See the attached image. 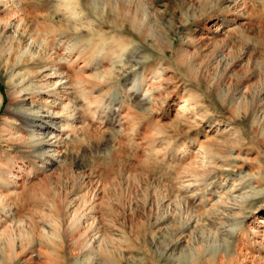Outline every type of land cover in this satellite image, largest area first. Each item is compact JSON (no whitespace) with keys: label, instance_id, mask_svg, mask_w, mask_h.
Instances as JSON below:
<instances>
[{"label":"rangeland","instance_id":"obj_1","mask_svg":"<svg viewBox=\"0 0 264 264\" xmlns=\"http://www.w3.org/2000/svg\"><path fill=\"white\" fill-rule=\"evenodd\" d=\"M0 199V264H264V0H0Z\"/></svg>","mask_w":264,"mask_h":264},{"label":"bare ground","instance_id":"obj_2","mask_svg":"<svg viewBox=\"0 0 264 264\" xmlns=\"http://www.w3.org/2000/svg\"><path fill=\"white\" fill-rule=\"evenodd\" d=\"M19 15V14H18ZM13 20H11V21H13V22H11V23H8L9 25H11L12 27H15V28H18V26L20 25L21 26V24H23V22H24V19H23V21H22V16H14L13 18H12ZM21 23V24H20ZM19 26V27H20ZM59 55V54H58ZM60 56V55H59ZM58 57V56H57ZM56 57V58H57ZM61 57V56H60ZM59 59V58H58ZM61 59V58H60ZM64 62V61H63ZM41 75H43V74H41ZM44 80V85H45V82H47L46 84H49L50 86H52V89L53 88H60V90H61V87L62 88H65V90H66V88L67 89H69L68 88V85H69V81H70V75H68V73H66L65 71H62V72H59L58 74H52V75H45V78L43 79ZM72 81V80H71ZM70 81V83H72ZM41 82H42V80H41ZM22 83H23V81H22ZM23 85V84H22ZM41 85H43V84H41ZM42 86V87H47V85H45V86ZM70 85H72V84H70ZM45 87V89H48V88H46ZM70 88H71V86H70ZM19 90V89H18ZM17 90V91H18ZM56 90H58V89H56ZM62 90H64V89H62ZM23 91V90H22ZM17 94H18V92H17ZM68 94V93H67ZM20 98L19 97V95H15L14 96V98ZM45 101V100H44ZM47 102V101H46ZM46 102H43V103H46ZM42 103V104H43ZM41 104V105H42ZM58 116H60V115H57V114H55L54 115V117L56 118V117H58ZM54 118V119H55ZM39 135H41V134H39ZM42 138H47V142H46V145H47V147H51V145H54V143L55 144H57V140H59V139H61V136L59 135V134H57V135H55V133H51V134H46L45 135V133L43 132L42 133ZM60 142V141H59ZM61 144H62V141H61ZM57 145H59V144H57ZM46 147V148H47ZM62 147V146H61ZM201 148H202V146L201 147H199V148H197V149H199V150H201ZM49 150V149H48ZM50 150H51V148H50ZM53 150V149H52ZM51 150V151H52ZM47 152H49V151H47ZM53 152V151H52ZM56 152V151H55ZM54 153V152H53ZM56 153H58V152H56ZM61 153H62V151H61ZM57 155V154H56ZM62 155V154H61ZM0 202H1V199H0ZM5 203V202H4ZM8 208V207H7ZM0 209H1V211L3 212V213H5L6 212V210L7 209H5V205L4 204H2V203H0ZM94 225V224H93ZM92 225V226H93ZM13 228V226L11 227L10 226V224H8L7 223V221L6 220H3L1 217H0V235L2 234V232H3V230H6V229H9V230H11ZM89 228H91L90 226H89ZM93 228V227H92ZM4 233V232H3ZM81 236H83V234L81 235ZM86 237V236H85ZM84 238V237H83ZM100 242V243H99ZM101 240H99V238L97 237V236H95V237H93V238H91V240L89 241V243L87 242V244L85 245L86 247L85 248H89V249H91V250H98L99 249V246H100V244H101ZM97 243H99V246H98V248L97 247H95V245L94 244H97ZM14 245H15V240H14V238L12 239V242H11V244H10V246H11V248H13L14 249ZM11 250V249H10ZM12 251V250H11Z\"/></svg>","mask_w":264,"mask_h":264}]
</instances>
